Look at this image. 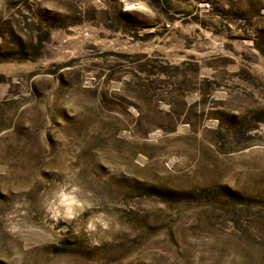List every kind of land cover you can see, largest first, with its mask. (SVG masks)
I'll use <instances>...</instances> for the list:
<instances>
[{
    "label": "rangeland",
    "instance_id": "obj_1",
    "mask_svg": "<svg viewBox=\"0 0 264 264\" xmlns=\"http://www.w3.org/2000/svg\"><path fill=\"white\" fill-rule=\"evenodd\" d=\"M0 264H264V0H0Z\"/></svg>",
    "mask_w": 264,
    "mask_h": 264
},
{
    "label": "trees",
    "instance_id": "obj_2",
    "mask_svg": "<svg viewBox=\"0 0 264 264\" xmlns=\"http://www.w3.org/2000/svg\"><path fill=\"white\" fill-rule=\"evenodd\" d=\"M51 35L47 31H39L35 37V43L33 45L32 51H36L38 48L42 47L45 43L50 42Z\"/></svg>",
    "mask_w": 264,
    "mask_h": 264
}]
</instances>
